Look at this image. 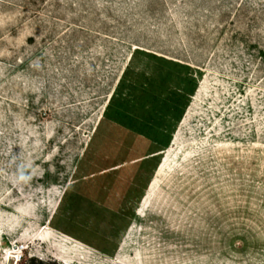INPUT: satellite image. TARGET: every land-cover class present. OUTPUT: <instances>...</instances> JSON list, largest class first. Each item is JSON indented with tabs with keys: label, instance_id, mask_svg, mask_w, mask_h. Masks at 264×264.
Segmentation results:
<instances>
[{
	"label": "rangeland",
	"instance_id": "1",
	"mask_svg": "<svg viewBox=\"0 0 264 264\" xmlns=\"http://www.w3.org/2000/svg\"><path fill=\"white\" fill-rule=\"evenodd\" d=\"M0 264H264V0H0Z\"/></svg>",
	"mask_w": 264,
	"mask_h": 264
},
{
	"label": "bare ground",
	"instance_id": "2",
	"mask_svg": "<svg viewBox=\"0 0 264 264\" xmlns=\"http://www.w3.org/2000/svg\"><path fill=\"white\" fill-rule=\"evenodd\" d=\"M158 175H159V172L155 175V177L152 179V183L149 187V190H147L146 194H145V198H144V202H143V205H145L147 203V201L149 200V198L151 197L152 193H153V190L156 186V183L158 181ZM21 251V248H18L17 250H12L9 252V255L7 256V259L8 261L9 260H12L13 263H17L18 262V258H17V254H19Z\"/></svg>",
	"mask_w": 264,
	"mask_h": 264
}]
</instances>
